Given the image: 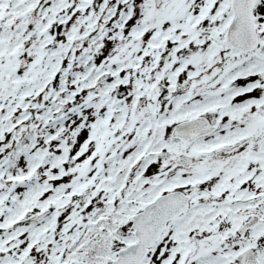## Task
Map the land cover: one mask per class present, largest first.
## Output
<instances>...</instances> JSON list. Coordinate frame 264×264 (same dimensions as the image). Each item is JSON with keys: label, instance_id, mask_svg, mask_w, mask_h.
I'll use <instances>...</instances> for the list:
<instances>
[{"label": "snow or ice", "instance_id": "1", "mask_svg": "<svg viewBox=\"0 0 264 264\" xmlns=\"http://www.w3.org/2000/svg\"><path fill=\"white\" fill-rule=\"evenodd\" d=\"M0 264H264V0H0Z\"/></svg>", "mask_w": 264, "mask_h": 264}]
</instances>
